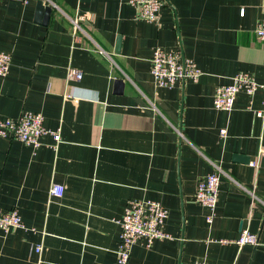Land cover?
<instances>
[{
    "label": "crops",
    "instance_id": "1",
    "mask_svg": "<svg viewBox=\"0 0 264 264\" xmlns=\"http://www.w3.org/2000/svg\"><path fill=\"white\" fill-rule=\"evenodd\" d=\"M53 1L42 23L37 0H0V50L11 55L0 117L39 112L60 134L37 148L0 137V211L17 209L23 223L0 229V264H119L117 220L134 198L167 208L170 236L138 241L127 264H264V91L241 89L229 111L213 103L239 72L264 82L254 32L264 0H164L158 21L127 0ZM155 47L201 74L156 86ZM70 67L80 80L67 78ZM211 172L220 183L208 222L194 193ZM242 229L259 243L237 245Z\"/></svg>",
    "mask_w": 264,
    "mask_h": 264
},
{
    "label": "built area",
    "instance_id": "2",
    "mask_svg": "<svg viewBox=\"0 0 264 264\" xmlns=\"http://www.w3.org/2000/svg\"><path fill=\"white\" fill-rule=\"evenodd\" d=\"M52 7H56L53 0H42ZM136 9L139 19L147 21H158L160 9L164 0H127ZM76 28L79 27L78 19H71ZM255 35L264 42V20L254 30ZM102 53L103 51L100 50ZM11 65L10 53L0 50V76H5ZM150 73L154 83L158 87H173L181 79L196 80L201 74L200 69L190 58H183L179 51L166 50L162 47H155L150 56ZM82 71L70 67L67 71V78L80 80ZM258 88L264 91V82L258 83L254 76L248 72H239L229 83L219 85L213 97L214 106L222 110H231L235 97L241 89L248 94L254 93ZM263 109L257 114L264 117ZM225 130L222 129V133ZM51 134L54 143L60 141L58 130H49L44 125L43 115L39 112L24 111L17 117H0V137L6 139H17L34 148L41 145V138L45 134ZM264 156V149L260 151ZM220 177L216 172H211L198 181L194 199L200 205L210 209L206 219L212 220L214 209L217 203ZM61 185H53V195L62 194ZM168 217V210L160 202L152 199H129L127 206L117 220L120 227L119 243L116 248V258L119 264H127L130 258L132 246L140 240H145L147 247L157 239L168 238L170 235L163 229L165 220ZM22 219L18 210L12 208L0 211V229L7 230L12 227H22ZM234 242L239 245L256 246L258 235L248 229H242ZM40 251V246L35 248ZM194 264H208L205 261H195Z\"/></svg>",
    "mask_w": 264,
    "mask_h": 264
},
{
    "label": "water",
    "instance_id": "3",
    "mask_svg": "<svg viewBox=\"0 0 264 264\" xmlns=\"http://www.w3.org/2000/svg\"><path fill=\"white\" fill-rule=\"evenodd\" d=\"M51 10L52 7L50 5L45 4L42 0H37L35 17L36 20H40V18H43L42 23H45ZM117 82L122 83L121 79L117 80Z\"/></svg>",
    "mask_w": 264,
    "mask_h": 264
}]
</instances>
